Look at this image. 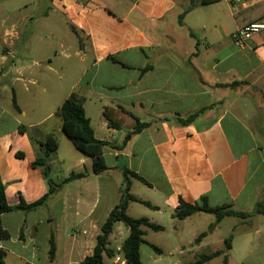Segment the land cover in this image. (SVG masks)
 Here are the masks:
<instances>
[{
  "label": "crops",
  "instance_id": "obj_1",
  "mask_svg": "<svg viewBox=\"0 0 264 264\" xmlns=\"http://www.w3.org/2000/svg\"><path fill=\"white\" fill-rule=\"evenodd\" d=\"M245 1L246 6L234 8L220 0L185 13L188 0H0V97L10 91L12 99L10 108L0 101V174L9 205L31 204L49 193L42 170L33 167L49 135L58 137V151L63 145L72 154L67 173L54 182L87 173L63 184L37 210L3 215L11 234L0 240L6 264L11 254L26 264H81L92 255L121 198L124 181L113 177L123 173L119 158L150 184L132 178L131 193L142 199L133 191V180L157 185L161 202H149L167 211L174 225L195 215L173 218L180 199L255 211L264 201V33L245 47L233 36L264 20V0ZM35 19L45 22L42 28L19 25ZM65 30L77 39L76 46H67ZM67 73L72 74L69 84ZM73 92L85 96L99 140L122 145L136 119L150 124L122 150L106 148L109 170L102 175L94 174L91 158L72 148L56 114ZM38 100L51 102L47 111L23 103ZM203 107L208 109L187 126L165 120ZM49 121L50 128L39 130ZM50 165L53 171L51 156ZM227 218L238 221L232 233L255 222L256 231H264V214L249 221ZM52 234L57 251L51 262ZM235 246L234 238L229 262Z\"/></svg>",
  "mask_w": 264,
  "mask_h": 264
},
{
  "label": "trees",
  "instance_id": "obj_2",
  "mask_svg": "<svg viewBox=\"0 0 264 264\" xmlns=\"http://www.w3.org/2000/svg\"><path fill=\"white\" fill-rule=\"evenodd\" d=\"M189 4L186 7L185 13L197 8L198 6H206L219 2L220 0H188ZM184 13V14H185ZM184 14L180 17V22L182 23V18ZM151 69L148 66L143 70V72ZM240 84L236 82L235 85ZM232 84L231 86H233ZM85 96L78 92H73L58 108L56 114L63 119V131L67 138L73 143L78 151L82 154L90 157L93 161V172L96 175H102L109 170L107 165V160L105 157V150L107 147H111L117 150H122L125 145L132 139L133 136L141 133L150 124L140 122L136 119V125L132 132H129L122 145H116L106 141L99 140L95 137L94 129L91 125L90 119L87 117L84 103ZM13 107L16 111H20L17 104L16 97H13ZM208 108H200L187 115H182L179 113L173 114L171 117H167L166 121H173L179 126H187L195 121L204 111ZM59 139L56 135H49L47 139L41 143L43 149V155L39 156L33 163V167L40 168L42 170L44 178L49 184V193L37 202L27 204L24 200H21L20 204L17 206L9 205L7 201V194L5 186L0 174V240H7L11 237L10 232L5 229L3 225V215L5 213H11L14 211L30 212L35 211L39 207L47 204L51 195L58 191V189L65 183L82 179L87 176L86 172L72 173L64 182L60 185L56 184L52 179V169L50 165V156L56 153L59 149ZM21 156V154H18ZM117 168L123 171L124 184L121 187V198L119 203L114 207V209L109 214L105 223L101 228V233L97 237L96 246L93 250L92 255L87 256L81 264H106L105 257H115V250L112 252L109 250L110 237L114 233L115 228L120 223H123L129 229V235L122 244L123 250L128 261V264H144L141 258V245L146 243L144 239V231L142 227H148L155 231H163L164 227L155 223H152L148 218H134L128 214V208L130 202L141 203L153 210H158V207L154 206L151 202L142 200L131 193L132 178L141 181L146 185H150L145 178L140 176L138 173L132 171L127 162L122 164V159L119 158V164ZM203 212L206 214L214 215L216 217L217 223L221 222L226 217H239L246 221H249L254 215L264 214V201L257 203L255 211L253 213H243L237 212L232 209L231 205H224L221 207H211L209 206L207 200L203 201L202 205L190 204L180 199L179 206L175 209L173 218L184 220L193 214ZM205 234H201L196 242L200 243ZM21 240H24L23 232L21 233ZM225 247L223 250H218L210 254H203L198 257V259L192 264H206L216 257L224 256L223 264H229L228 252L233 246V237L230 236L224 241ZM156 252L161 253V250L154 245H150ZM57 251V246L55 242V237L52 234L50 239L49 248V259L50 261L55 260ZM7 250L0 249V264H6Z\"/></svg>",
  "mask_w": 264,
  "mask_h": 264
},
{
  "label": "rangeland",
  "instance_id": "obj_3",
  "mask_svg": "<svg viewBox=\"0 0 264 264\" xmlns=\"http://www.w3.org/2000/svg\"><path fill=\"white\" fill-rule=\"evenodd\" d=\"M15 21L16 19H13L8 23V26ZM44 23L43 20L35 19L33 22H27L25 24L19 23V25L42 28ZM51 23L54 26L60 25L59 21L51 20L50 24ZM65 31L67 46L70 43L76 46L77 39L70 32L67 30ZM38 41L39 40H34L33 42ZM41 46L42 45H39V47ZM45 46L49 47L50 45ZM71 75L67 73V84H69L68 80L72 77ZM0 101L6 108H10L12 101L10 91L3 92ZM23 103L31 108H35V110L40 113L47 111L51 104V102L43 100H38L34 103L23 101ZM52 124L53 121H49L45 126L38 128L39 130H46L50 128ZM31 135L33 136L32 133ZM71 146L73 149L75 148L73 147L74 145ZM78 153L84 155L80 151H78ZM62 158H65L66 164L62 163ZM71 158L72 154L70 150L63 145L59 151L51 155L54 164L52 178L55 182L57 181L58 175H65V173H67V163H69ZM86 158L90 160V157L87 156ZM148 169L153 171L154 168ZM113 177L118 181H124L122 172L117 171L113 173ZM133 181V191L140 195L142 199L147 201L152 200L153 203L161 202L160 199H157V185L154 186V188H150L137 180ZM128 214L134 218L146 217L152 223L164 227L163 231H155L146 226L142 227L144 239L146 241V243L141 245V258L144 264H192L200 255L210 254L219 249H224V241L230 236L233 237V240L235 238L236 246L231 254L232 257L230 258L229 264H264V231L261 234L256 231L258 229V222H255L251 226H237L232 233V229L238 222L235 218H227L223 222L217 224L214 215L199 213L193 215L183 224L179 225L177 223L174 225L167 211L159 212L137 202L130 203ZM175 228L177 229V233ZM200 234H205V236L200 243H197L196 239ZM243 234L248 235L245 237ZM128 235L129 229L125 224L122 223L120 228L116 227L114 233L110 237L109 250L114 251L116 246L122 245ZM150 245L159 248L161 253L156 252ZM223 258L224 256L222 255L206 264H223ZM105 262L106 264H114L113 258L110 256L105 257ZM8 264H26V262L25 259L18 258L16 255L11 254L8 259Z\"/></svg>",
  "mask_w": 264,
  "mask_h": 264
},
{
  "label": "built area",
  "instance_id": "obj_4",
  "mask_svg": "<svg viewBox=\"0 0 264 264\" xmlns=\"http://www.w3.org/2000/svg\"><path fill=\"white\" fill-rule=\"evenodd\" d=\"M233 6L234 8L239 6H246L245 0H226ZM264 33V20L251 23L244 28L238 30L234 36V41L240 46L245 47L249 40L252 39L254 36ZM114 264H128L126 259L123 246L118 245L115 248V257L113 259Z\"/></svg>",
  "mask_w": 264,
  "mask_h": 264
}]
</instances>
